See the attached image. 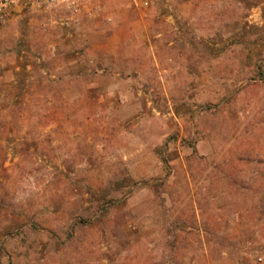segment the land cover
Wrapping results in <instances>:
<instances>
[{
    "label": "rangeland",
    "instance_id": "1",
    "mask_svg": "<svg viewBox=\"0 0 264 264\" xmlns=\"http://www.w3.org/2000/svg\"><path fill=\"white\" fill-rule=\"evenodd\" d=\"M107 10L0 31V264L246 263L264 247V0Z\"/></svg>",
    "mask_w": 264,
    "mask_h": 264
},
{
    "label": "built area",
    "instance_id": "2",
    "mask_svg": "<svg viewBox=\"0 0 264 264\" xmlns=\"http://www.w3.org/2000/svg\"><path fill=\"white\" fill-rule=\"evenodd\" d=\"M136 7L147 8L150 0H127ZM112 0H0V31L5 28L15 17L25 11L57 12L61 11L75 19L100 20L112 22L113 18L107 7ZM264 264V247L246 263Z\"/></svg>",
    "mask_w": 264,
    "mask_h": 264
},
{
    "label": "trees",
    "instance_id": "3",
    "mask_svg": "<svg viewBox=\"0 0 264 264\" xmlns=\"http://www.w3.org/2000/svg\"><path fill=\"white\" fill-rule=\"evenodd\" d=\"M260 76H264V73L263 72L262 73L260 72ZM192 147L194 148L195 146L193 145ZM162 162L167 165V158H166V156H162Z\"/></svg>",
    "mask_w": 264,
    "mask_h": 264
}]
</instances>
